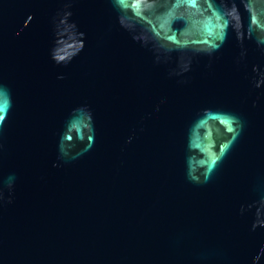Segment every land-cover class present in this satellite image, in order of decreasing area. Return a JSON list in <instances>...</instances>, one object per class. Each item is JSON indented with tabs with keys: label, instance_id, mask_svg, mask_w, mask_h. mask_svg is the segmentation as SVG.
<instances>
[{
	"label": "water",
	"instance_id": "1",
	"mask_svg": "<svg viewBox=\"0 0 264 264\" xmlns=\"http://www.w3.org/2000/svg\"><path fill=\"white\" fill-rule=\"evenodd\" d=\"M0 264H264V0H0Z\"/></svg>",
	"mask_w": 264,
	"mask_h": 264
}]
</instances>
